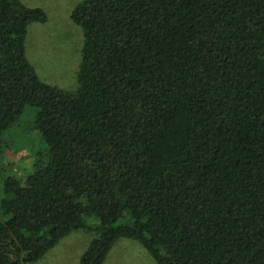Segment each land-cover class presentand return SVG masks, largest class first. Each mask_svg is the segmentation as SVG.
<instances>
[{
	"label": "trees",
	"instance_id": "trees-1",
	"mask_svg": "<svg viewBox=\"0 0 264 264\" xmlns=\"http://www.w3.org/2000/svg\"><path fill=\"white\" fill-rule=\"evenodd\" d=\"M46 12L0 0V152L33 110L23 179L3 176L0 264L36 263L92 232L156 264H264V0H83L74 91L26 55ZM3 171L0 169V177Z\"/></svg>",
	"mask_w": 264,
	"mask_h": 264
},
{
	"label": "rangeland",
	"instance_id": "rangeland-1",
	"mask_svg": "<svg viewBox=\"0 0 264 264\" xmlns=\"http://www.w3.org/2000/svg\"><path fill=\"white\" fill-rule=\"evenodd\" d=\"M83 0H37L50 19L46 24L31 30L26 36V55L40 79L61 89L74 91L82 61L84 30L75 24L70 13ZM47 15V16H48ZM33 110H27L22 121L4 135L0 152V199L3 197V176L25 178L35 162V147L39 141L26 125ZM92 232H71L62 238L54 254L48 252L32 264H78L88 247ZM103 264H156L154 258L138 241L121 238L116 241Z\"/></svg>",
	"mask_w": 264,
	"mask_h": 264
},
{
	"label": "crops",
	"instance_id": "crops-1",
	"mask_svg": "<svg viewBox=\"0 0 264 264\" xmlns=\"http://www.w3.org/2000/svg\"><path fill=\"white\" fill-rule=\"evenodd\" d=\"M25 5H27L28 7H39V8H41V9H43V10H45L44 8H43V6L42 5H40V4H38L36 1L37 0H21ZM47 13V12H46ZM71 13H72V11H71ZM71 13H70V17H71ZM48 15V14H47ZM50 19V17H49V15H48V19H47V21L45 22V23H31L30 25H29V27H28V31H27V34H29L30 32H31V30H34V29H36V28H38V26H40L41 24H46L47 22H48V20ZM27 40H26V48H27ZM75 234H78V231H76L75 232ZM67 236H70V234L69 235H67ZM59 244V243H58ZM58 244L56 245V247L54 248V249H52L51 251H50V253H49V255H51V254H54L55 252H56V248H57V246H58Z\"/></svg>",
	"mask_w": 264,
	"mask_h": 264
}]
</instances>
